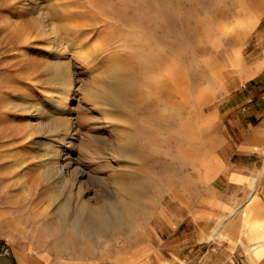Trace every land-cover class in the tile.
<instances>
[{"label": "rangeland", "instance_id": "374dc122", "mask_svg": "<svg viewBox=\"0 0 264 264\" xmlns=\"http://www.w3.org/2000/svg\"><path fill=\"white\" fill-rule=\"evenodd\" d=\"M116 66L136 89L112 106L89 90ZM66 69L72 109L59 111L73 123L54 168L31 104L55 111L47 96L62 93ZM249 98H264V0H0V242L23 264L141 263L178 209L206 195L224 200L214 230L264 191V139L241 149ZM119 177L135 182L129 213ZM81 202L104 204L106 225H73Z\"/></svg>", "mask_w": 264, "mask_h": 264}, {"label": "crops", "instance_id": "0c3cea01", "mask_svg": "<svg viewBox=\"0 0 264 264\" xmlns=\"http://www.w3.org/2000/svg\"><path fill=\"white\" fill-rule=\"evenodd\" d=\"M247 100H250L248 108L256 109L244 114L248 117L250 130L242 143L243 154L259 150L258 144L250 145L251 136L261 142L264 139V98ZM253 120L256 126L251 122ZM215 201L224 202L223 198L206 195L191 205L184 204L185 208H179L172 221L162 227L157 243L150 244V254L145 262L135 261L133 264H264V191L252 194L248 203L241 205L244 207L243 231L236 227L235 217L227 220L226 225H218L219 221L212 229V204ZM215 211L223 214L221 208H215ZM0 264L23 263L7 244L0 242ZM74 264L86 262L78 260Z\"/></svg>", "mask_w": 264, "mask_h": 264}, {"label": "bare ground", "instance_id": "6f19581e", "mask_svg": "<svg viewBox=\"0 0 264 264\" xmlns=\"http://www.w3.org/2000/svg\"><path fill=\"white\" fill-rule=\"evenodd\" d=\"M46 14V13H44ZM52 24V22H51ZM54 25V24H53ZM55 26V25H54ZM52 50V48H50ZM54 51V50H53ZM59 54V53H58ZM64 64V63H63ZM56 65V64H55ZM60 65H57L60 67ZM63 66V65H62ZM66 66V65H65ZM64 66V68H65ZM55 67V66H54ZM60 70V69H59ZM67 72V73H66ZM56 77L61 82V87L63 86L62 93L59 94V97L53 98L47 96V98L51 99V102L56 107L55 111L51 113L47 112V107L41 101H34L31 104V108L39 111V120L34 122L35 131L38 132H51L48 137L44 139L41 138V161L44 165H53L54 168L59 167L61 162V153L64 149L67 138L65 136L66 132H70L72 130V119L69 116L61 114L59 110H71L72 108L69 107L68 98L70 96V83L72 82L71 76L68 75V70L65 71H58L56 73ZM130 71L128 68L123 66H116L111 68L108 72H106V78L103 79L104 81L95 85L94 88H90V92L98 97L102 102L105 104H110L115 106L117 104H123L126 102L131 94L134 93L136 89V83L129 77ZM57 81V80H56ZM72 87V86H71ZM109 106V105H108ZM30 107V106H29ZM46 107V108H45ZM107 107V106H106ZM49 110V109H48ZM66 112V111H65ZM36 113V112H35ZM63 113V112H62ZM33 123V122H32ZM76 132V131H75ZM57 136H53L56 135ZM70 144H74L76 139L72 138ZM68 159V158H67ZM69 163L78 165V161L76 157L70 156L69 160H67V164ZM118 183V193L120 194V201H123L125 205L123 206L126 209L127 213L131 210L132 203L127 201L125 194L130 192V187L135 185V182H130L125 180L122 177L117 179ZM133 195V194H132ZM119 196V195H118ZM107 202V201H106ZM108 204V203H107ZM60 208L65 209L64 204H60ZM104 204L100 205H89L86 202H81L80 206L77 209V212L73 218V225L77 227H81L87 229L89 231H93L95 228H98V225L104 226L106 225L107 221H109L110 216L103 212L105 209ZM243 209L239 207L238 209ZM238 209H234L230 211L223 219L220 220L218 225H226L227 220H231L234 215L236 214ZM221 229V228H220Z\"/></svg>", "mask_w": 264, "mask_h": 264}]
</instances>
